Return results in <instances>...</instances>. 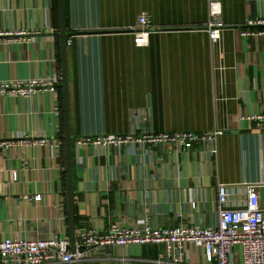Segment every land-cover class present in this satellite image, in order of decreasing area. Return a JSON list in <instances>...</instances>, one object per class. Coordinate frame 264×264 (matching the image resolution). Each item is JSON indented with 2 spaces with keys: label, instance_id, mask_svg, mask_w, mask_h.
<instances>
[{
  "label": "crops",
  "instance_id": "obj_1",
  "mask_svg": "<svg viewBox=\"0 0 264 264\" xmlns=\"http://www.w3.org/2000/svg\"><path fill=\"white\" fill-rule=\"evenodd\" d=\"M209 1L67 0L74 241L80 229L114 223L211 227L217 184L264 183V128L246 119L264 113V35H240L247 18H264V0H217L226 26L217 43L205 27ZM140 12L153 28L143 47L132 33ZM54 15L53 0H0V81L60 79ZM62 123L57 92L0 98V141L11 142L0 146V237L69 240ZM130 130L223 132L215 156L210 143L178 150L76 144ZM184 249L181 264H203L200 249ZM163 257L160 244H129L91 249L75 264ZM231 260L241 264L239 245Z\"/></svg>",
  "mask_w": 264,
  "mask_h": 264
},
{
  "label": "built area",
  "instance_id": "obj_2",
  "mask_svg": "<svg viewBox=\"0 0 264 264\" xmlns=\"http://www.w3.org/2000/svg\"><path fill=\"white\" fill-rule=\"evenodd\" d=\"M221 5L217 0L209 1V19L206 24L210 41L217 43L226 28L221 21ZM264 18H247L241 25L240 35H264ZM153 31L146 12L136 17L132 28L134 43L138 47L148 44V35ZM19 33H24L19 32ZM60 79L35 78L0 81V98L4 96L27 98L46 89L57 92ZM57 82V83H56ZM56 84V85H55ZM246 119L254 121L256 128H264V113L251 114ZM223 130L194 133L190 131L135 133L130 130L124 135H97L80 137L76 144H92L102 149L115 147L131 149L135 147L171 146L175 150L190 149L195 145L210 143L209 155H216L215 140ZM33 143H44L35 140ZM9 141H0V146H8ZM241 187L242 192H239ZM40 194L34 200H40ZM78 240L70 248L65 237L50 236L35 239L0 237V264H41L55 261L64 264L82 261L89 250L109 249L115 252L129 244H160L164 247V257L159 264H181L184 260L185 245H192L201 251L203 264H234L231 250L241 247V264H264V183L244 182L241 184L219 183L216 195V224H200L161 227L149 222L141 226H126L114 223L109 228L97 230L94 227L80 229Z\"/></svg>",
  "mask_w": 264,
  "mask_h": 264
},
{
  "label": "water",
  "instance_id": "obj_3",
  "mask_svg": "<svg viewBox=\"0 0 264 264\" xmlns=\"http://www.w3.org/2000/svg\"><path fill=\"white\" fill-rule=\"evenodd\" d=\"M82 33V32H76ZM84 33V32H83ZM71 32L67 30L65 18V0H58V38L60 50V87L62 99L63 115V141H64V160H65V181L67 196V213L69 227V244L73 248L74 244V189L72 180V136L70 133V109H69V90H68V68H67V44ZM75 264V263H72Z\"/></svg>",
  "mask_w": 264,
  "mask_h": 264
},
{
  "label": "trees",
  "instance_id": "obj_4",
  "mask_svg": "<svg viewBox=\"0 0 264 264\" xmlns=\"http://www.w3.org/2000/svg\"><path fill=\"white\" fill-rule=\"evenodd\" d=\"M53 13L55 14L54 16H55L56 24H57V29H56L57 30V32H56L57 53H56V56H57V66H58L59 75H60V50H59V38H58V35H57V33H58V0H53ZM67 13H68L67 0H65L66 27H67V15H68ZM67 30H68V28H67ZM56 87H57V93H58V98H59V102H60V108H62L60 80H59V82H58ZM62 135H63V127L61 129V138H62ZM62 179L65 182V172H63Z\"/></svg>",
  "mask_w": 264,
  "mask_h": 264
}]
</instances>
